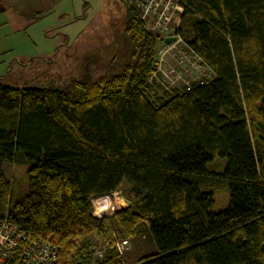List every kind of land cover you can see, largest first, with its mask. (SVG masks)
<instances>
[{
  "label": "trees",
  "instance_id": "16d2710c",
  "mask_svg": "<svg viewBox=\"0 0 264 264\" xmlns=\"http://www.w3.org/2000/svg\"><path fill=\"white\" fill-rule=\"evenodd\" d=\"M179 1L200 81L151 99L162 39L128 6L111 62L57 86L0 83V204L55 264H93V235L96 264H126L115 238L141 235L157 250L133 264H264V0ZM13 163L27 165L16 200ZM121 188L129 206L94 216L92 199Z\"/></svg>",
  "mask_w": 264,
  "mask_h": 264
},
{
  "label": "rangeland",
  "instance_id": "374dc122",
  "mask_svg": "<svg viewBox=\"0 0 264 264\" xmlns=\"http://www.w3.org/2000/svg\"><path fill=\"white\" fill-rule=\"evenodd\" d=\"M15 7L10 1L0 0V83L3 85L20 87L64 84L85 77L90 62H111L123 45L128 8L120 0H60L50 11H18ZM177 22L178 19H175L174 23ZM152 33L161 38L170 32ZM3 46H6L5 50ZM185 49L181 39L174 40L170 46H164L162 40L157 46L155 73L149 79L153 88L150 93L152 100L161 96L164 90L182 89L208 76L209 70ZM93 72L95 70L90 73ZM26 169L25 163L3 166L5 176L16 181L15 200L26 193ZM123 192L121 188L110 198L104 195L92 199L93 214L101 217V213L109 210L114 203L120 205V209L129 206ZM228 199L226 192L216 195L210 211H223L228 206ZM8 208L7 204H0L1 217L7 215ZM117 240L127 244V250L123 252L126 264H133L157 250L149 236ZM89 241L97 244V249L106 246L94 235ZM96 260L99 259L92 256L93 264H96Z\"/></svg>",
  "mask_w": 264,
  "mask_h": 264
},
{
  "label": "built area",
  "instance_id": "2783aa9c",
  "mask_svg": "<svg viewBox=\"0 0 264 264\" xmlns=\"http://www.w3.org/2000/svg\"><path fill=\"white\" fill-rule=\"evenodd\" d=\"M126 6L133 8L139 14L145 29L149 32L164 33L169 35L161 37L164 46L179 38L175 30L179 25L182 15V5L179 0H120ZM178 19L177 24L174 20ZM173 38L171 43L165 39ZM185 51L190 54L186 49ZM105 197L110 198V195ZM109 210L101 213V217H109L112 212L120 209V205L114 203ZM95 216V215H94ZM125 241L115 238V246L121 257L127 250ZM107 246H101L93 250L96 259H103ZM57 249L48 241H41L27 236L16 225L10 223L5 217L0 216V264H55Z\"/></svg>",
  "mask_w": 264,
  "mask_h": 264
},
{
  "label": "crops",
  "instance_id": "0c3cea01",
  "mask_svg": "<svg viewBox=\"0 0 264 264\" xmlns=\"http://www.w3.org/2000/svg\"><path fill=\"white\" fill-rule=\"evenodd\" d=\"M10 1L12 4H14L16 7V10H33V11H40V10H47L50 11L52 8L54 9L57 5V3H60V0H29V1H24V0H7ZM13 1V2H12ZM124 4V3H122ZM125 5V4H124ZM126 6V5H125ZM128 8V6H126ZM46 8V9H45ZM25 10V11H27ZM1 11V10H0ZM60 11V10H58ZM1 13V12H0ZM2 24L0 23V28ZM2 49H6V46H3ZM2 50V51H4ZM93 71V70H92Z\"/></svg>",
  "mask_w": 264,
  "mask_h": 264
},
{
  "label": "water",
  "instance_id": "95a60500",
  "mask_svg": "<svg viewBox=\"0 0 264 264\" xmlns=\"http://www.w3.org/2000/svg\"><path fill=\"white\" fill-rule=\"evenodd\" d=\"M173 40V38H167L165 39L166 42H171Z\"/></svg>",
  "mask_w": 264,
  "mask_h": 264
}]
</instances>
